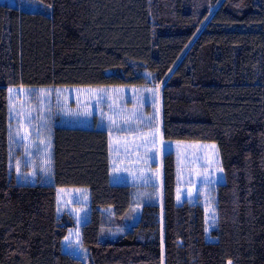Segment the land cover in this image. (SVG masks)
<instances>
[{
	"label": "trees",
	"instance_id": "1",
	"mask_svg": "<svg viewBox=\"0 0 264 264\" xmlns=\"http://www.w3.org/2000/svg\"><path fill=\"white\" fill-rule=\"evenodd\" d=\"M32 1L37 10L0 3V264H85L61 245L74 218L56 213L57 187L81 186L87 264H264V0ZM156 85L163 139L217 144L224 182L212 239L204 206L175 202L172 151L160 188L113 184L107 130L63 123L64 88ZM43 88L52 181L19 182L9 99L24 110ZM107 206L116 223L132 207L140 215L100 240Z\"/></svg>",
	"mask_w": 264,
	"mask_h": 264
},
{
	"label": "rangeland",
	"instance_id": "2",
	"mask_svg": "<svg viewBox=\"0 0 264 264\" xmlns=\"http://www.w3.org/2000/svg\"><path fill=\"white\" fill-rule=\"evenodd\" d=\"M0 3L31 11L39 8L38 3L32 0H0ZM39 93V100L33 105L27 104L26 101L27 105L24 110L22 107V110L18 109L17 100L12 101L11 96L9 99L10 141H13L15 145L16 141H20L23 137L30 141L29 145L25 146L26 153L19 157L14 155L16 146L11 144L8 164L19 182H48L46 177L49 175L47 172L49 139L46 133L51 115L48 106L51 89L43 88ZM60 93H63L62 100L65 103L62 107L64 114L71 117L80 115L83 120L81 125L93 126L97 122V126L132 127L137 129L135 139L148 135L143 132V129L150 131L147 125L152 124L155 109V90L152 87H73L64 88ZM26 100H28L27 97ZM32 124L39 127L40 130L32 128L30 126ZM18 132L19 134H17ZM116 143L117 141H110V148ZM148 146L147 155L152 152L155 155L158 151L162 153V156L170 151L174 153L175 202L177 204L184 200L193 203L200 202L205 211L206 238L212 239L209 236V231L216 224L215 189L217 184L224 182L223 171L219 170L222 167L217 144L213 141H168L163 139L159 142L154 141L152 150H150V144ZM37 150H39L38 154H36ZM120 156L121 154L118 155V157ZM144 157L145 154H141V156L131 154L128 159L136 161L143 160ZM39 171L41 179L38 178ZM89 206L90 198L87 187H57V216L67 213L75 220V224L68 229L62 239V249L78 256L85 264L88 263V251L81 244L80 225L86 222L89 217ZM129 210L128 214L116 223L114 222L113 208L111 206L104 207L99 239H113L134 224L139 218L140 209L132 207Z\"/></svg>",
	"mask_w": 264,
	"mask_h": 264
},
{
	"label": "crops",
	"instance_id": "3",
	"mask_svg": "<svg viewBox=\"0 0 264 264\" xmlns=\"http://www.w3.org/2000/svg\"><path fill=\"white\" fill-rule=\"evenodd\" d=\"M139 87H152L155 90V109L152 117V124L150 126L147 125V128H150V131H146L143 129L145 135L142 138L135 139V134L137 133V129L132 127H116L109 125H100L97 126V122L95 126L96 128H101L107 130L108 135V159H109V180L113 184H132L138 186L150 185L152 187L160 188L161 184V158L162 153L160 151L156 152L155 155L152 154L147 155L146 152L148 150V145L150 144V150L153 149L154 141L159 142L163 141L161 136V125H160V117H159V103H158V89L159 86H139ZM50 96V95H48ZM152 111V109H150ZM65 116V115H64ZM82 117L80 115L73 116L69 120V122H63L66 125L70 126H84L81 125ZM32 128L39 129L35 125H30ZM91 127V126H87ZM153 132V133H148ZM141 134V133H139ZM48 135V151H49V159H48V168L46 179L49 183L52 181V165H51V153H52V141H51V115L49 117V127L46 133ZM134 138V139H132ZM110 141H117L116 145H112L110 150ZM151 141V142H150ZM153 141V142H152ZM30 141L27 138H22L20 141H16V145L13 141L9 140V157H10V148L11 144L16 146L14 151V155L19 157L26 153L25 146L29 145ZM50 145V146H49ZM19 147V149H18ZM39 153V150L36 151V154ZM118 157V155H120ZM133 155L145 154L143 160L138 159L136 161L129 160L128 157ZM50 161V163H49ZM118 169L117 172H114L113 169ZM12 169V168H11ZM13 170V169H12ZM43 170V169H42ZM14 174V173H13ZM15 176V175H14ZM16 178V177H15ZM38 178L41 179V172L39 171ZM189 202V201H188ZM193 203V202H190Z\"/></svg>",
	"mask_w": 264,
	"mask_h": 264
},
{
	"label": "snow or ice",
	"instance_id": "4",
	"mask_svg": "<svg viewBox=\"0 0 264 264\" xmlns=\"http://www.w3.org/2000/svg\"><path fill=\"white\" fill-rule=\"evenodd\" d=\"M10 91H12V90H10ZM17 134H19V132L17 133ZM50 146V145H49ZM163 146V145H162ZM164 147H166V146H164ZM110 150H111V148H110ZM49 163H50V161H49ZM221 172L223 171V169L221 168V169H219ZM113 171L114 172H117L118 171V169H113ZM205 179H207V177H205ZM67 239V238H66ZM229 264H231V262H229Z\"/></svg>",
	"mask_w": 264,
	"mask_h": 264
}]
</instances>
